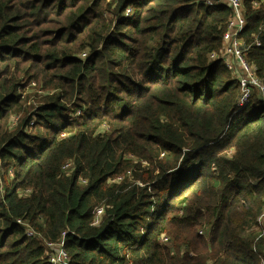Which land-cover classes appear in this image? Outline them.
I'll return each instance as SVG.
<instances>
[{"label":"trees","instance_id":"obj_1","mask_svg":"<svg viewBox=\"0 0 264 264\" xmlns=\"http://www.w3.org/2000/svg\"><path fill=\"white\" fill-rule=\"evenodd\" d=\"M258 2L240 38L264 86ZM230 16L0 0V264H49L43 241L63 233L69 264H264V99L239 106L210 59Z\"/></svg>","mask_w":264,"mask_h":264},{"label":"built area","instance_id":"obj_2","mask_svg":"<svg viewBox=\"0 0 264 264\" xmlns=\"http://www.w3.org/2000/svg\"><path fill=\"white\" fill-rule=\"evenodd\" d=\"M198 2L206 7L227 6L231 9V16L229 17L227 30L223 36L221 49L219 53L211 54L210 59L222 60L234 77L238 79L241 90L238 105L242 106L247 103L254 90L262 94V98L264 99V86L261 81L256 78L255 70L252 65L245 59V53L249 51L250 46L242 43L240 38L245 27V18L243 14L244 0H198ZM260 4H264V0H259L258 3H254V6L257 7ZM128 10L131 9L128 8L125 11V16H128ZM255 46H259V42H256ZM101 214V210L97 211V216ZM258 221L264 232V208ZM17 223L25 227V233L28 237H35V233H33L26 223L21 220H17ZM65 234L66 233H63L57 242H44L45 247L48 249L46 257L49 264H69L68 255L64 250Z\"/></svg>","mask_w":264,"mask_h":264},{"label":"rangeland","instance_id":"obj_3","mask_svg":"<svg viewBox=\"0 0 264 264\" xmlns=\"http://www.w3.org/2000/svg\"><path fill=\"white\" fill-rule=\"evenodd\" d=\"M34 233V232H33ZM34 238H40L38 235L35 234V237ZM45 241H43V245L45 246L44 244Z\"/></svg>","mask_w":264,"mask_h":264},{"label":"bare ground","instance_id":"obj_4","mask_svg":"<svg viewBox=\"0 0 264 264\" xmlns=\"http://www.w3.org/2000/svg\"><path fill=\"white\" fill-rule=\"evenodd\" d=\"M242 41V40H241ZM242 43H243V41H242ZM222 61V60H221ZM251 65V64H250Z\"/></svg>","mask_w":264,"mask_h":264}]
</instances>
